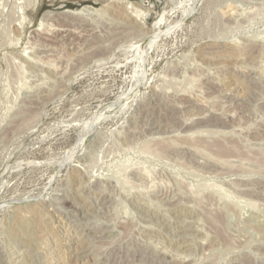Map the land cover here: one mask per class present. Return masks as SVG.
I'll return each mask as SVG.
<instances>
[{
  "label": "rangeland",
  "instance_id": "rangeland-1",
  "mask_svg": "<svg viewBox=\"0 0 264 264\" xmlns=\"http://www.w3.org/2000/svg\"><path fill=\"white\" fill-rule=\"evenodd\" d=\"M59 261L264 264V0H0V264Z\"/></svg>",
  "mask_w": 264,
  "mask_h": 264
},
{
  "label": "bare ground",
  "instance_id": "bare-ground-1",
  "mask_svg": "<svg viewBox=\"0 0 264 264\" xmlns=\"http://www.w3.org/2000/svg\"><path fill=\"white\" fill-rule=\"evenodd\" d=\"M74 12V11H73ZM75 13V12H74ZM155 38H157V37H155ZM153 39V38H152ZM234 79V78H233ZM244 84V83H243ZM229 86H232V90H233V92H235V93H241V92H243V91H245V90H247V89H245V87L243 88V86L239 83V82H236V81H232L231 82V85H229ZM243 90V91H242ZM228 91V90H227ZM231 92V91H230ZM232 92V93H233ZM236 96V95H235ZM241 97V96H240ZM90 131V130H89ZM223 152V154H225V153H227V152H225V151H222ZM26 205V204H25ZM31 210V209H30ZM35 210V209H34ZM30 212H32V211H30ZM20 213V212H19ZM26 213V212H25ZM35 213V212H34ZM29 214V213H28ZM35 214H33V216H34ZM29 216V215H28ZM32 216V217H33ZM33 218H35V217H33ZM30 219V218H29ZM37 223H39V221L37 222ZM47 224V223H46ZM52 225V224H51ZM40 227V226H39ZM42 228V227H41ZM53 229V228H52ZM42 233V232H41ZM44 233V232H43ZM62 235V234H61ZM66 235V234H65ZM71 238V237H70ZM68 241V240H67ZM77 241V240H76ZM56 243V242H55ZM70 243H71V245L72 244H75V243H77V242H73V240H70ZM81 244V243H80ZM68 245V244H67ZM57 246V245H56ZM74 246H76V245H72V246H70V247H73V248H75ZM79 246V245H78ZM78 246H77V248L76 249H78ZM80 247H81V245H80ZM83 248V247H82ZM64 249V248H63ZM75 249V250H76ZM62 250V249H61ZM65 250V249H64ZM66 252V251H65ZM69 252V251H68ZM50 253V252H49ZM52 253V252H51ZM62 253H63V251H62ZM75 253H77L76 251H75ZM54 255H55V257L56 258H58V260H61V258H60V256H59V251L57 252V251H55L54 250ZM54 257V258H55ZM81 257H83V255L81 256ZM77 258V257H76ZM15 260V259H14ZM17 260V259H16ZM85 260H87V259H85ZM21 261V260H20ZM63 261V260H62ZM17 262V261H16ZM16 262H14V263H16ZM57 262V261H56ZM59 264H61L60 263V261H59Z\"/></svg>",
  "mask_w": 264,
  "mask_h": 264
}]
</instances>
